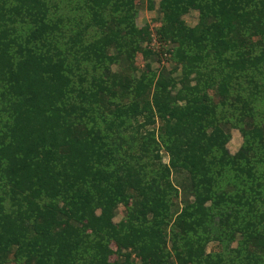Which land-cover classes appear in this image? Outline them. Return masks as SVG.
Returning <instances> with one entry per match:
<instances>
[{
    "label": "trees",
    "instance_id": "obj_1",
    "mask_svg": "<svg viewBox=\"0 0 264 264\" xmlns=\"http://www.w3.org/2000/svg\"><path fill=\"white\" fill-rule=\"evenodd\" d=\"M143 1L0 0V264H264V0Z\"/></svg>",
    "mask_w": 264,
    "mask_h": 264
},
{
    "label": "rangeland",
    "instance_id": "obj_2",
    "mask_svg": "<svg viewBox=\"0 0 264 264\" xmlns=\"http://www.w3.org/2000/svg\"><path fill=\"white\" fill-rule=\"evenodd\" d=\"M159 2L160 0H153V9L150 10L147 6V2L143 1V3H141L138 7V15H137V19H136V23L137 25L140 26H146L149 28V31L151 32V37L154 38V30L159 26V21L161 18V15L159 14ZM184 20L185 22L190 25V26H194L197 21H198V14L195 11H190L187 15L184 16ZM152 43L156 44V40H153ZM169 57V56H168ZM162 61V60H161ZM160 66H166V68L169 70L172 67L171 63H168L166 61V57H163V62L159 63V62H154L152 65V68L154 70L159 69ZM143 67V63L141 62L139 65V68ZM176 76H179V72H177ZM230 140L226 145V148L228 149L229 153L235 154L242 146L243 143V139L241 137V134L239 133L238 130L236 129H232L230 130ZM162 161L164 163H167L168 158L165 155L164 151H162ZM173 178L174 181H180L185 179V174L181 175V174H173ZM179 203V201H177ZM124 208L122 206H120L118 208L117 211V215L114 219V222H118L119 220H121L124 216ZM213 246V244H210L208 246V250H210V248ZM135 262L138 263V260L135 259Z\"/></svg>",
    "mask_w": 264,
    "mask_h": 264
}]
</instances>
